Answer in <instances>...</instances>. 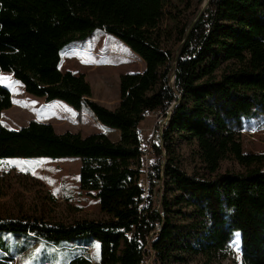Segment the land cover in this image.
<instances>
[{
    "label": "trees",
    "instance_id": "1",
    "mask_svg": "<svg viewBox=\"0 0 264 264\" xmlns=\"http://www.w3.org/2000/svg\"><path fill=\"white\" fill-rule=\"evenodd\" d=\"M190 6V0H0V73L47 103L87 107L117 133L113 142L103 134L56 133L36 121L17 130L0 122V161L79 160L80 191L108 216L68 225L33 214L0 217V264L25 253L29 240L67 249L62 264H90L83 252L90 245L74 243L83 236L98 243L96 264L191 258L221 264L234 232L240 264H264V153H247L241 143L243 120L264 115V0H209L186 19ZM94 30L144 64L142 73L121 78L112 110L91 99L84 75L60 69L62 53ZM10 106L0 84V115ZM145 112L167 118L146 168L137 133ZM174 137L196 145L200 167L191 174L175 154ZM223 161L238 168L221 172ZM50 257L41 252L38 264L55 262Z\"/></svg>",
    "mask_w": 264,
    "mask_h": 264
},
{
    "label": "rangeland",
    "instance_id": "2",
    "mask_svg": "<svg viewBox=\"0 0 264 264\" xmlns=\"http://www.w3.org/2000/svg\"><path fill=\"white\" fill-rule=\"evenodd\" d=\"M191 6L185 12L188 19L192 12L206 7L207 0L197 6V0H190ZM178 46H174L176 50ZM61 71L82 74L91 87V99L107 109H114L119 99V84L125 74L142 73L143 62L120 41L107 35L102 30H94L85 40L67 48L61 56ZM0 84L11 96V106L1 112L0 122L9 130H17L30 121L50 124L56 133H78L81 136L103 134L109 140L117 141L115 130L104 127L91 111L83 106L75 110L60 100L45 102L43 99L28 95L21 84L10 73L1 72ZM167 118L153 113L139 125V136L145 168L152 159V145L159 144L161 126ZM244 129L241 143L247 153H264V115H257L243 120ZM172 146L179 158L183 170L191 174L200 167L197 148L194 143L174 137ZM14 159L0 161V217L20 218L37 215L45 220L65 225L82 220H106L108 216L100 211L97 200L85 195L78 185L80 162L77 159L49 160L38 159L24 161L19 165L7 163ZM237 169L230 161H223L220 171ZM145 172V169H144ZM144 190L145 176L140 178ZM158 200V197L156 198ZM8 243L16 240L6 237ZM80 245L89 244L86 252L90 264H96L99 249L96 240L83 236L74 241ZM30 246L22 255L15 257L8 264H38L41 252L51 254L52 264H62L69 252L56 251L39 241L29 240ZM79 254V250L72 251ZM56 253V257L54 254ZM38 258V259H37ZM37 259V260H36ZM67 259V258H66ZM65 259V260H66ZM186 264H201L200 258H191ZM221 264H240L239 233H233L231 253Z\"/></svg>",
    "mask_w": 264,
    "mask_h": 264
},
{
    "label": "snow or ice",
    "instance_id": "3",
    "mask_svg": "<svg viewBox=\"0 0 264 264\" xmlns=\"http://www.w3.org/2000/svg\"><path fill=\"white\" fill-rule=\"evenodd\" d=\"M0 79H7V78L0 77ZM7 163H16L17 165H19L21 162H19V161H8Z\"/></svg>",
    "mask_w": 264,
    "mask_h": 264
},
{
    "label": "built area",
    "instance_id": "4",
    "mask_svg": "<svg viewBox=\"0 0 264 264\" xmlns=\"http://www.w3.org/2000/svg\"><path fill=\"white\" fill-rule=\"evenodd\" d=\"M151 114L149 112H145V118H147L148 116H150ZM137 133H139V129L137 130Z\"/></svg>",
    "mask_w": 264,
    "mask_h": 264
},
{
    "label": "water",
    "instance_id": "5",
    "mask_svg": "<svg viewBox=\"0 0 264 264\" xmlns=\"http://www.w3.org/2000/svg\"><path fill=\"white\" fill-rule=\"evenodd\" d=\"M208 1H209V0H207V2H206V6H207V4H208Z\"/></svg>",
    "mask_w": 264,
    "mask_h": 264
}]
</instances>
